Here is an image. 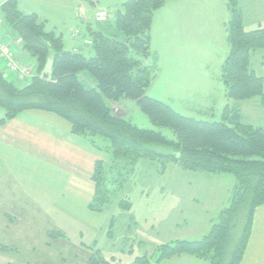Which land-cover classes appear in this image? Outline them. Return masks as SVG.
<instances>
[{
    "label": "trees",
    "instance_id": "1",
    "mask_svg": "<svg viewBox=\"0 0 264 264\" xmlns=\"http://www.w3.org/2000/svg\"><path fill=\"white\" fill-rule=\"evenodd\" d=\"M166 2L125 0L117 10L113 36L90 29L94 55L86 56L67 50L63 38L47 30V21L37 13L23 12L18 0H8L0 7L4 21L22 39L28 56L37 59L38 68L27 85L17 78L9 79L0 69V105L6 110L0 125L20 112L40 110L65 119L75 134L88 137L93 143L96 138L108 140L111 161H96L92 176L95 194L88 207L97 212H103L113 202V187L124 186L141 158L160 159L164 164L174 162L191 171L231 174L235 185L230 203L213 221L210 231L198 239L160 245L156 264L183 254L208 264H240L255 209L264 204V126L244 123L236 105H226L222 121H207L180 114L147 95L154 72L147 63L151 56L153 17ZM226 2L232 16L227 37L230 50L223 65L227 96L235 102L259 97L264 106V77L251 67L253 54L264 50V24L247 31L238 0ZM120 33L123 39L117 37ZM47 70L49 77L43 76ZM82 71L95 78L96 87L88 88L80 80ZM125 98L137 102L156 126L171 128L176 140L118 116L107 102ZM153 144L172 151H157ZM119 205L131 209L126 200L119 201ZM114 222L112 218L111 226ZM58 233L61 234L49 231L48 235ZM89 262L120 264L106 260L99 249L89 257ZM133 264L154 263L148 255H142Z\"/></svg>",
    "mask_w": 264,
    "mask_h": 264
},
{
    "label": "rangeland",
    "instance_id": "2",
    "mask_svg": "<svg viewBox=\"0 0 264 264\" xmlns=\"http://www.w3.org/2000/svg\"><path fill=\"white\" fill-rule=\"evenodd\" d=\"M103 1L113 4L119 0ZM18 2L19 8L26 13L36 9L42 19L48 18L47 30L58 27V32H63L66 39L81 31L80 38L92 41L91 32L82 17L58 6L62 0ZM172 4L174 2H168L165 8L154 13L155 30L151 56L147 59L154 72L147 95L168 104L180 114L200 120L222 121L229 102L223 80V65L230 50L227 41L229 23L223 21L229 8L227 2L224 10H219L218 5L206 13L197 11L190 15H187L190 10L181 7L179 12L176 9L172 11L171 8L176 7ZM108 10L109 21L100 25L110 29L106 33L113 36L118 8L109 7ZM217 11L224 19L214 14ZM95 22L90 21L93 29L98 26V21ZM261 25L251 24L245 29L255 30ZM3 26L5 29L9 27L5 21ZM1 33L4 40H8ZM117 37L124 38L121 33ZM19 45L23 49V42ZM91 49L92 45L85 50ZM20 53H17V59L22 61ZM263 54V49L255 52L251 67L264 77ZM25 63L31 75L20 81L23 85L31 82L38 68L37 59L33 56H28ZM7 77L14 80L17 76L7 74ZM79 78L88 88L93 84L96 87V80L88 71L80 72ZM107 102L117 109L116 105H119L124 112L123 117L137 126L160 131L169 139L176 140L171 128L153 124L134 100L125 98L120 102ZM3 112L6 110L0 105V116ZM245 113L246 122L264 126L263 105L249 106ZM100 139L109 144L105 138ZM152 148L160 152L172 151L159 144H153ZM208 175L183 169L174 162L164 164L160 159L141 158L124 186L116 184L113 187L116 188L114 200L103 212L90 210L85 203L51 207L48 215L37 217L38 225L33 230L25 229L22 237L10 236L14 246L0 250V264H91L89 257L98 249L111 262L133 264L137 257L148 255L156 264V250L160 245L203 237L210 231L212 220L217 221L221 210L229 205L227 188L233 186L234 176L211 174L216 183L209 186ZM121 200L128 201L131 209L121 208ZM112 218L115 219L114 226H111ZM49 231L61 234L49 236ZM191 259L193 256H175L160 264H193ZM202 263L208 264L206 261Z\"/></svg>",
    "mask_w": 264,
    "mask_h": 264
},
{
    "label": "crops",
    "instance_id": "3",
    "mask_svg": "<svg viewBox=\"0 0 264 264\" xmlns=\"http://www.w3.org/2000/svg\"><path fill=\"white\" fill-rule=\"evenodd\" d=\"M119 1L111 4V2L103 0H62L58 6L66 8L72 14L77 13L78 17L81 16L89 30H101L106 33L110 29L100 25L102 24L101 22H95V12L99 9H104L110 13L109 7L111 9L119 8L125 0ZM183 1L184 3H182V0H167L162 8H165L168 2H174V5H172L176 7L171 8L172 11L176 9L179 12L181 7L184 10H190L187 13V15H190L197 11L206 13L213 10L212 6L216 7L218 5L219 10H224L226 4L225 0ZM238 2L243 14L244 26L251 24H256L257 26L264 23V0H238ZM200 5L203 7L201 8ZM162 8L159 10H162ZM229 10L228 8L229 13L227 12V16L223 21H227L230 24L232 16ZM22 11L25 12L26 10ZM33 12L38 15L40 13L36 9L31 11V13ZM216 13L224 19L221 12H214V14ZM155 18L154 15L151 29V45L155 30ZM44 20L49 23L48 18ZM91 20H94L98 25L95 29L91 26ZM51 30L63 38L67 50L78 51L87 56L94 55L93 46L91 50H85L92 45V41L85 37L80 38L81 31H76L72 34V38L66 39L63 32H58V27ZM2 32L7 39L15 41L17 36L11 28H3ZM13 47L16 55L21 51L20 54L24 62H27L28 55L21 48V45L14 42ZM1 66L2 68L0 69L6 75L10 74L5 68V62L0 58ZM93 87H95V84H93ZM226 105L231 107L233 105L238 106L242 121L247 124H251L245 121V112L248 107L262 106L260 98L239 102L229 99ZM116 106H118V109L115 106L112 107L116 114L123 116L124 112L119 105ZM5 114L6 112H3L0 118L4 117ZM106 142L103 139L96 138L95 143H93L88 137L75 134L72 131L71 124L65 119L56 114L40 110L20 112L5 124L0 125L1 251L12 249L14 244L11 242L13 240H10L11 237L13 235L22 237L25 229L33 230V227L38 225L37 217L48 215L51 207H72L73 203L89 205L95 194V183L92 179L95 163L98 160L110 162L112 158ZM208 176H210L209 179L211 181L209 186L216 183L211 174ZM234 185L235 180L233 186L227 188L230 192L229 201ZM30 234L33 235L32 232ZM193 258L191 259L193 264H204L202 262H205L194 256ZM240 264H264V204L255 209L250 238Z\"/></svg>",
    "mask_w": 264,
    "mask_h": 264
},
{
    "label": "built area",
    "instance_id": "4",
    "mask_svg": "<svg viewBox=\"0 0 264 264\" xmlns=\"http://www.w3.org/2000/svg\"><path fill=\"white\" fill-rule=\"evenodd\" d=\"M109 19V14L105 10H98L95 13V20L98 22H105ZM4 18L0 12V58L5 62V67L8 72L11 74H15L17 80L22 81L26 77L31 75V71L26 66V63L20 59H17V55L14 51V42L17 44H21L22 39L18 38L15 41L11 39L4 40V35L1 33L4 28Z\"/></svg>",
    "mask_w": 264,
    "mask_h": 264
},
{
    "label": "water",
    "instance_id": "5",
    "mask_svg": "<svg viewBox=\"0 0 264 264\" xmlns=\"http://www.w3.org/2000/svg\"><path fill=\"white\" fill-rule=\"evenodd\" d=\"M8 0H0V6H2L3 4H5ZM45 77H49V71L47 70L44 75Z\"/></svg>",
    "mask_w": 264,
    "mask_h": 264
}]
</instances>
